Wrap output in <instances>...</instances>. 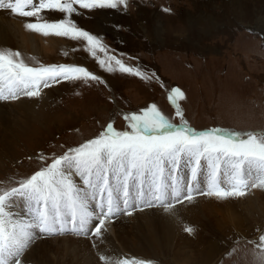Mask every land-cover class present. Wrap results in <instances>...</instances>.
Segmentation results:
<instances>
[{
	"label": "rangeland",
	"instance_id": "obj_1",
	"mask_svg": "<svg viewBox=\"0 0 264 264\" xmlns=\"http://www.w3.org/2000/svg\"><path fill=\"white\" fill-rule=\"evenodd\" d=\"M165 7L171 13L162 11ZM81 11L87 18L75 16L78 26L99 34L110 54H123L127 64L155 73L165 87L155 78L145 82L105 71L79 42L70 39L65 38L64 50L46 55L26 52L17 38L13 46L0 45L44 64L86 67L89 62L87 68L107 84L62 82L45 89L47 98L25 100L26 106H21V99L0 101V187L38 170L40 153L61 154L96 136L110 121L124 129L121 113L138 112L155 103L174 116L167 99L172 87L185 92L182 107L196 129H264V0H132L127 12ZM258 194L264 195V190ZM244 200L200 196L190 204L196 211L188 215L181 208L179 213L187 217L178 215L177 220L162 209L146 208L134 216L113 218L99 251L90 238L69 234L37 240L25 254L28 262L25 255L22 259L24 264H103L102 252L113 260L139 258L152 264H251L253 245L245 242L258 238L264 216L249 212ZM239 220L242 227L237 226ZM185 226L195 231L189 234ZM236 239L241 241L238 252L228 256Z\"/></svg>",
	"mask_w": 264,
	"mask_h": 264
},
{
	"label": "snow or ice",
	"instance_id": "obj_2",
	"mask_svg": "<svg viewBox=\"0 0 264 264\" xmlns=\"http://www.w3.org/2000/svg\"><path fill=\"white\" fill-rule=\"evenodd\" d=\"M131 3L0 0V10L23 18L28 32L79 42L109 73L118 71L145 82L155 78L163 88L155 73L139 64H127L123 54H110L99 34L81 28L74 19L87 18L81 10L127 12ZM162 11L172 10L165 7ZM51 14L60 18H49ZM62 82L107 87L101 76L85 66L44 64L19 50L0 48V101L39 99L44 89ZM167 99L174 116L155 103L138 112L121 113L124 129L115 128L110 121L96 136L61 154L40 153L38 170L0 187V264H24L22 257L37 240L69 234L90 238L99 251L113 218L132 216L146 208H159L178 217V205L194 203L200 196L229 201L264 190V129H196L182 107L185 92L172 87ZM177 119L179 122H174ZM183 230L189 234L195 231L190 226ZM258 231L257 239L245 242L253 245L251 264H264V229ZM240 243L234 240L227 255L236 254ZM99 260L103 264H152L139 258L113 260L102 252Z\"/></svg>",
	"mask_w": 264,
	"mask_h": 264
},
{
	"label": "bare ground",
	"instance_id": "obj_3",
	"mask_svg": "<svg viewBox=\"0 0 264 264\" xmlns=\"http://www.w3.org/2000/svg\"><path fill=\"white\" fill-rule=\"evenodd\" d=\"M8 15H10V13H8L7 11L0 10V45L13 46V39L17 38L19 45L22 48H24V50H26V52H31L33 54H38V55H40L41 52H44L43 54L48 53V52L56 53L59 50H61V49L64 50V48H66V46L64 44V42L66 41L65 38H57V37H51V36L45 38L41 35H35V34L30 35L31 33H28V31H26L23 27V23H24L23 18H19L16 16L8 17ZM38 41L40 42V44H38ZM86 61H88V60H86ZM88 64H90V63L87 62L86 67L89 66ZM83 65H85V64H83ZM92 67H94L96 69L95 66H92ZM48 94H49V91H46L44 89L42 97L47 98ZM32 99L33 98H25V99L21 98V100L23 101L21 106H26V104H28L27 101L32 100ZM25 100H27V101H25ZM76 182H78V184L81 183L77 179H76ZM258 190H254L250 195L245 197L244 203H245V205H247L249 212H252V210H256L257 213H262L264 216V195H259ZM181 208H184L183 212H185L188 215L192 214L197 209L196 206L194 207L190 204L188 205L187 203L178 207V209H181ZM132 216H134V215H132ZM181 217L184 218L185 216H184V214L179 213V218H181ZM173 218H174V220H177L176 216H173ZM173 218H171V221H173ZM242 222H243L242 220H239L237 222V226L240 225L242 227V225H243ZM262 222L264 224V221H262ZM263 224H261V225H263ZM170 229L171 228H168V230H170ZM25 257H26V255H25ZM28 259L26 257V261ZM27 262H26V264H27Z\"/></svg>",
	"mask_w": 264,
	"mask_h": 264
}]
</instances>
